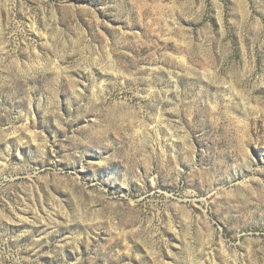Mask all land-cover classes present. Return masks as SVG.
Here are the masks:
<instances>
[{
  "label": "rangeland",
  "instance_id": "374dc122",
  "mask_svg": "<svg viewBox=\"0 0 264 264\" xmlns=\"http://www.w3.org/2000/svg\"><path fill=\"white\" fill-rule=\"evenodd\" d=\"M0 264H264V0H0Z\"/></svg>",
  "mask_w": 264,
  "mask_h": 264
}]
</instances>
